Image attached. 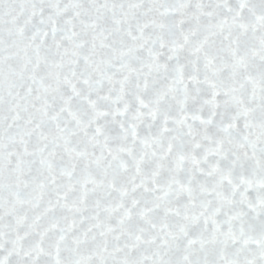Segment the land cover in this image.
<instances>
[{"label": "snow or ice", "instance_id": "obj_1", "mask_svg": "<svg viewBox=\"0 0 264 264\" xmlns=\"http://www.w3.org/2000/svg\"><path fill=\"white\" fill-rule=\"evenodd\" d=\"M0 264H264V0H0Z\"/></svg>", "mask_w": 264, "mask_h": 264}]
</instances>
